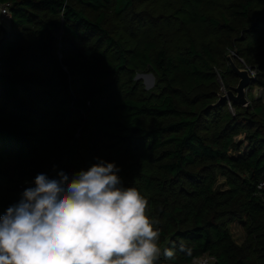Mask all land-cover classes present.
<instances>
[{
    "label": "trees",
    "instance_id": "obj_1",
    "mask_svg": "<svg viewBox=\"0 0 264 264\" xmlns=\"http://www.w3.org/2000/svg\"><path fill=\"white\" fill-rule=\"evenodd\" d=\"M0 3V216L38 174L71 178L99 158L147 198L175 252L158 264H264V104L218 102L238 81L227 50L264 90V0Z\"/></svg>",
    "mask_w": 264,
    "mask_h": 264
},
{
    "label": "clouds",
    "instance_id": "obj_2",
    "mask_svg": "<svg viewBox=\"0 0 264 264\" xmlns=\"http://www.w3.org/2000/svg\"><path fill=\"white\" fill-rule=\"evenodd\" d=\"M98 159L88 170L49 179L0 216V264H158L175 252L158 244V223L148 200L124 187L114 162Z\"/></svg>",
    "mask_w": 264,
    "mask_h": 264
},
{
    "label": "rangeland",
    "instance_id": "obj_3",
    "mask_svg": "<svg viewBox=\"0 0 264 264\" xmlns=\"http://www.w3.org/2000/svg\"><path fill=\"white\" fill-rule=\"evenodd\" d=\"M87 13L89 15H91L92 17H94V13L87 11ZM4 26H7L8 23H2ZM227 55L229 54H233V52L231 50H227L226 51ZM58 57V55H57ZM59 58V57H58ZM60 59V58H59ZM62 59V58H61ZM244 66V65H243ZM242 67V66H240ZM62 68H64V66H62ZM245 68H249V67H245ZM140 72V71H139ZM143 73H147V72H143ZM249 74L255 79L258 80L257 78V74L256 71H249ZM238 78V77H237ZM144 79V78H143ZM145 81L149 84V88L147 89V91H154L156 90V80L155 77L153 78L152 75L147 76V78H145ZM236 85V84H235ZM234 86V85H233ZM246 98L248 100L249 105H253L257 102H262L264 104V90L263 87L260 86L259 84H251L248 89L246 90ZM230 109L232 110V107H230ZM236 138H243V134H239L238 136H236ZM244 151V148H241L240 153ZM233 154H238V152L233 153ZM223 181V178L218 177V183H221ZM243 220H237V221H233L232 223H230L228 225V231L231 235V238L233 240V242L237 245H242L244 240H245V230L243 227ZM169 261V259H167Z\"/></svg>",
    "mask_w": 264,
    "mask_h": 264
},
{
    "label": "water",
    "instance_id": "obj_4",
    "mask_svg": "<svg viewBox=\"0 0 264 264\" xmlns=\"http://www.w3.org/2000/svg\"><path fill=\"white\" fill-rule=\"evenodd\" d=\"M227 59L229 61L231 69L238 77V81L236 85L231 86L230 89L226 90L220 96L218 102L226 100V101H231L237 105L246 106L248 103V100L246 98V90L254 80V78L249 74L250 68L238 66L234 62L232 58V54L227 55ZM149 75H152L154 78V75L150 72L147 73L137 72L134 78L136 80H141L143 84V88L147 90L149 88V84L145 81V78H147V76Z\"/></svg>",
    "mask_w": 264,
    "mask_h": 264
},
{
    "label": "built area",
    "instance_id": "obj_5",
    "mask_svg": "<svg viewBox=\"0 0 264 264\" xmlns=\"http://www.w3.org/2000/svg\"><path fill=\"white\" fill-rule=\"evenodd\" d=\"M10 20H11V13L8 5L6 3H0V22L5 24V23H9ZM57 55L59 58L61 57V54L59 52H57ZM0 69H1V61H0ZM64 69L66 68L64 67ZM250 71L252 70L250 69ZM263 186H264V181H259L257 187L261 189ZM187 264H218V262L215 256L211 254H203L199 257L192 259Z\"/></svg>",
    "mask_w": 264,
    "mask_h": 264
}]
</instances>
